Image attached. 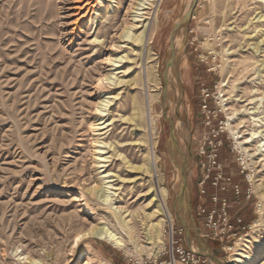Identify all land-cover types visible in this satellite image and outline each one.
Segmentation results:
<instances>
[{
    "label": "rangeland",
    "instance_id": "obj_1",
    "mask_svg": "<svg viewBox=\"0 0 264 264\" xmlns=\"http://www.w3.org/2000/svg\"><path fill=\"white\" fill-rule=\"evenodd\" d=\"M140 1L144 59L121 39L142 31L132 21ZM200 65L209 69L207 128ZM209 137L221 143L227 189L242 184L256 212L229 243L197 215L214 189L199 186L215 174L202 167ZM262 144L264 0H0V264H170V235L204 264H264ZM151 148L168 219L149 201ZM103 227L122 249L96 237Z\"/></svg>",
    "mask_w": 264,
    "mask_h": 264
},
{
    "label": "built area",
    "instance_id": "obj_2",
    "mask_svg": "<svg viewBox=\"0 0 264 264\" xmlns=\"http://www.w3.org/2000/svg\"><path fill=\"white\" fill-rule=\"evenodd\" d=\"M200 97H201V108L202 112L205 115V119L203 120L204 126L207 128L211 125L212 120L210 115L212 112L210 111L208 107L207 98H209L210 93L209 89L205 87L203 83H200ZM212 134H214L212 132ZM212 138H216L215 135L211 136ZM209 137L208 140L204 142V145L207 144L209 148V155L207 156V163L203 164L202 167L204 168L205 165H207L208 169L207 172H210V170H214L215 174L210 179V174L207 173L205 176L202 177L200 181V188L203 187V185L211 180V186L214 188L216 193L212 197V202L214 207L210 211H206L205 207L200 206L198 208L197 215H206L207 219V227H209L212 230V234L214 236H218L219 241L223 240V236L226 232L232 233V225H231V216L229 214V204L225 198L220 199L218 197V192H224L226 191L227 183L230 181V178L227 177L225 174H223V169L221 164L218 162V148L221 145L220 142L215 141L216 139H212ZM201 194H204L205 191H200ZM233 193L236 197H239L241 194L240 189L238 186H233ZM248 198L250 197V191H248ZM218 219V220H217ZM219 223H218V222ZM237 222H240V220L237 218ZM233 237H237V235H234ZM169 259L170 264H204L206 261L204 259V256L183 246L177 245L176 242L172 240V235H170V246H169Z\"/></svg>",
    "mask_w": 264,
    "mask_h": 264
},
{
    "label": "bare ground",
    "instance_id": "obj_3",
    "mask_svg": "<svg viewBox=\"0 0 264 264\" xmlns=\"http://www.w3.org/2000/svg\"><path fill=\"white\" fill-rule=\"evenodd\" d=\"M146 1H140L139 5L137 6L136 8V12L134 13L133 15V23H134V26L135 24L137 25H140L139 27L142 28V31L140 32V34L138 36H133L131 33H130V29H126L123 33H122V36H121V39H123L126 43V41L128 42V40H131L133 43L137 44V46H139L140 48V52L139 54L141 53V56H142V59L145 58V55L147 54V51H146V46L148 44V41H149V33H148V25H149V22L148 24H142L141 22V19H142V13H140L144 8V6L146 5L145 3ZM190 13V12H189ZM146 23V22H145ZM142 24V26H141ZM133 25V24H132ZM132 26V27H134ZM131 27V28H132ZM133 29V28H132ZM134 30V29H133ZM134 34V33H133ZM122 42V41H121ZM127 44V43H126ZM130 44V43H129ZM140 57V56H139ZM140 59V58H139ZM141 61V60H140ZM150 71L148 70L147 68V78L148 76H150ZM218 95L220 96L221 95V92L218 93ZM147 96V94H146ZM149 114V112H148ZM104 124V123H102ZM226 127L228 129H230V124H229V121H227L226 123ZM152 125L149 124L148 126V131H153ZM154 132V131H153ZM233 133V132H232ZM253 135V134H252ZM247 143V142H245ZM264 145V144H262ZM236 146L237 148L243 152V148H242V144L239 143V142H236ZM148 158L146 160V168H145V171L149 174V176L147 177L148 178V183L150 185V193H151V200H149L150 202H154L156 204V207H157V210L160 214H163L162 216L165 217V219H168V214H167V211L165 206L164 205V202L162 200V196H163V193L162 191L160 190V187H159V183L160 181L157 180L158 179V176L156 175V172H155V160H156V156H155V152L153 151V149L151 148L150 149V153H148ZM100 157H98L97 161H99L100 163H104L105 162V157H103L104 153L103 152H100L99 153ZM145 165V164H144ZM103 167V166H102ZM145 167V166H144ZM111 175H109L108 173L105 174L103 176L104 179H108ZM111 181H107L105 182V184H109ZM249 183H250V187L252 188V192L254 193H257L255 191V180L253 177H249ZM111 185V184H110ZM257 187V186H256ZM105 192L106 193V197H105V200H102L103 203H107V200L108 198L110 197V193L108 192V190H110V186H107L105 188ZM102 192L100 191V193L98 192V194L96 195V198L100 199V197L102 196L101 194ZM259 196V202L257 203V212H258V215H259V218L262 219L263 218V214H264V207H263V204H262V198L260 195ZM146 197V196H145ZM117 210V208L115 209ZM158 215V214H157ZM161 216V215H160ZM170 221V220H169ZM261 221H257L253 224V226H258L259 223ZM171 223V222H170ZM254 228V227H253ZM95 235L96 237H98L99 239L101 240H104L108 243H110L114 248L116 249H122L123 248V244L122 242L119 240V238L113 234L112 232H110L108 229H106L105 227L103 228H100L98 229L96 232H95ZM244 241V236H240L236 239L234 245L235 246H238L239 243L243 242ZM237 248V247H236ZM230 250H233L232 247L228 248ZM238 259V258H237ZM240 263V262H239ZM233 264H238L237 262L233 263Z\"/></svg>",
    "mask_w": 264,
    "mask_h": 264
},
{
    "label": "crops",
    "instance_id": "obj_4",
    "mask_svg": "<svg viewBox=\"0 0 264 264\" xmlns=\"http://www.w3.org/2000/svg\"><path fill=\"white\" fill-rule=\"evenodd\" d=\"M197 40L195 38H191V40L188 42L189 45H190V48H192V54L193 52H197V48L198 46L195 44ZM196 54V57L197 58H201L203 57L204 55L201 54ZM195 71L196 73H201L202 74V77L199 76V80H200V83H203L205 85L206 88H211L209 87L208 84H206L201 78L203 79H206L208 81V77L209 75L208 72H209V69L208 68H205V65H200L198 67H195ZM209 84H211L210 82H208ZM233 186H238L240 187V191H241V194L239 195V197H236L233 193ZM227 192H229L233 198L236 200L238 199L239 201V206L238 209L235 210V207L232 208V211L231 209H229V214L231 216V225H232V233L228 234V231L226 230L224 236H223V240L221 241V243H229V238L230 237H233L234 235H239L241 234L242 231H244L247 227L250 226V223H252L253 221V216L254 214L256 213L255 212V207H254V204H253V198L251 197V194H250V197L248 198V191L247 188L243 187L242 184H240L239 182H236V181H232V183L230 184L229 188L226 190ZM226 192V193H227ZM214 189H210V191H207V195H206V202H207V208H206V211H210L214 205H213V202H212V197L214 195ZM224 193L221 192L219 193V198L222 199L224 198ZM234 200V201H235ZM230 201H229V208H231L230 205ZM234 204V203H233ZM235 211V212H233ZM233 212V213H232ZM239 219L240 222H237L236 219ZM218 244V243H217ZM220 248H222V246H220V244L218 245ZM224 248V246H223Z\"/></svg>",
    "mask_w": 264,
    "mask_h": 264
},
{
    "label": "water",
    "instance_id": "obj_5",
    "mask_svg": "<svg viewBox=\"0 0 264 264\" xmlns=\"http://www.w3.org/2000/svg\"><path fill=\"white\" fill-rule=\"evenodd\" d=\"M191 13V12H190ZM190 13L188 14V16L190 15Z\"/></svg>",
    "mask_w": 264,
    "mask_h": 264
},
{
    "label": "trees",
    "instance_id": "obj_6",
    "mask_svg": "<svg viewBox=\"0 0 264 264\" xmlns=\"http://www.w3.org/2000/svg\"><path fill=\"white\" fill-rule=\"evenodd\" d=\"M239 235H241V234H239ZM239 235H238V236H239Z\"/></svg>",
    "mask_w": 264,
    "mask_h": 264
}]
</instances>
